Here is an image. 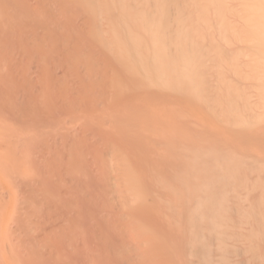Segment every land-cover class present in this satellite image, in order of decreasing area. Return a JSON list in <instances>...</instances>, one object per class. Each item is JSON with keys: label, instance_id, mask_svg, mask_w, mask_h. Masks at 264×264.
<instances>
[{"label": "bare ground", "instance_id": "obj_1", "mask_svg": "<svg viewBox=\"0 0 264 264\" xmlns=\"http://www.w3.org/2000/svg\"><path fill=\"white\" fill-rule=\"evenodd\" d=\"M32 1L30 6L39 10L43 7L42 12L47 14L50 20L45 26L42 24L44 29L38 30L40 45H36L37 51H34L39 55L35 73L38 72L40 79L37 80L40 84L37 83L40 95H37L41 97H39L43 101L41 102L44 104L45 101L49 102L48 108L57 106L55 101L57 97H54L55 100L50 99L53 101L50 102L48 98L51 96L46 94L47 91L50 92L49 79L57 77L59 73L61 74L58 77L59 84L56 85L54 82L56 89L53 90L58 91V97L61 98L58 102L61 103L60 106L72 108L71 106L80 105L81 108L75 106L74 110L84 108L85 111L91 109L90 105L95 98L96 100L101 98L92 103L95 116L93 114L91 116L95 118L97 111L100 117L107 107H111V114L108 112L110 109L104 112L110 114L109 117L107 113L105 114L106 120L104 114H102L103 118L100 117L101 123L104 124L103 119L108 125H104L107 126L104 130L97 131V129L94 132L92 127H87L88 130L91 129L90 131L94 132L92 134L98 135V138L101 135L100 138L104 139L105 145L106 141L108 145L117 142L114 147L121 148V145H118L119 138L129 140L131 137L138 141L137 148L134 143L130 144H134L137 154H141L140 151L144 149L138 157L136 154L130 155L132 152L135 153V150L131 152L125 148L110 149L113 154L109 155L111 163L116 164L115 160L119 162L117 167L115 166V173L120 176L119 180H124L121 181L124 186L121 184L123 187L121 190V185L117 183L118 191L116 185L117 191L123 192L122 200L117 205V208L121 207V212L111 213L112 216L108 221L106 220L105 226L107 229L110 226L112 229L116 228L118 234L120 232L118 237L115 231L112 232L115 238H118V242L121 233L126 232L125 228L130 226L127 232L133 230L135 233L131 237L132 233L126 232V238L129 234L131 240L138 239L135 240L137 243L134 241L135 244L129 245L131 247L129 250L135 251V254L129 256L130 258L122 257L124 253L120 249H118L119 255L115 252L118 256L122 253L121 257L124 258H118L119 263L127 264L128 260L130 262V259L138 256L148 261V264H183L182 255L185 253L188 264H250L253 259L264 264V250L262 251L264 243V158L262 156L264 153L259 152L260 155L256 152L259 151V147L255 149L252 140L255 139L258 144L264 140V0ZM35 28L37 29L38 25ZM51 29L62 31L65 42L62 45L71 44L69 41L72 32L76 34L75 37L78 35V45H81L76 46L72 43L76 50L73 48L69 50L67 47L59 49L62 40L58 44V34L54 39ZM83 41L86 45L90 42V48L95 50V53L80 55L79 47L87 48L84 47ZM54 50L57 51V55L48 54ZM81 50L83 52V49ZM65 52L66 54L77 52L76 56L81 60V63L73 64L77 67L75 72L70 69L76 56H72L70 65L61 64L62 72L65 75H75L74 78L68 79L67 76V79L62 78L64 74L56 73L57 71L54 74L53 69L49 74L53 66L49 68V59L52 58L50 60L53 62L55 58L57 63L58 57ZM9 53L3 54L7 58L5 62L7 77L0 80V87L7 84L11 87L14 84L11 83L14 82L15 77H12L14 72L10 58L8 59L10 55L7 56ZM83 57L84 61L81 59ZM62 84H65L64 87ZM66 84L71 85L68 87ZM94 85L98 89L101 88L99 94L92 92L96 89ZM89 89L92 91L90 92ZM63 93L66 96L64 99H62ZM27 96L29 99V94ZM21 97L19 96L18 99ZM28 99L26 101L29 102ZM143 103L148 108L151 105L175 106L180 110L175 119L180 118L179 123L184 128L180 127L178 134L175 132L174 135L171 132L172 137L169 135V138L158 141L157 149L143 144L148 137V135L145 137L144 132L148 128L150 131L153 127L152 115L150 113L148 115L147 111L144 112L142 109L141 113L140 109L134 108ZM44 104H40L39 107L46 109ZM42 108L39 109L40 112ZM133 108L136 112L131 111ZM50 111L48 109L46 113L50 114L49 117L54 114ZM59 112H56L57 116ZM61 117L62 115L58 118ZM63 119L67 121L62 118V122H65ZM99 120H95V123L100 122ZM54 124L56 127V121ZM44 125L42 124L43 130ZM29 126L27 127L30 128ZM65 127L67 129V126ZM84 128L87 130L86 125ZM32 129H35V126ZM81 133L86 137L88 132L81 131L80 135ZM201 136L206 139L201 140ZM128 140L127 145L130 146ZM141 141L144 147L140 145ZM91 142L94 145L96 141L91 140ZM248 143L254 145V147L250 146L256 150L255 153L250 152ZM114 144L109 146L113 147ZM76 147L74 146V150H78L81 146ZM56 148L54 149L56 152H53L58 154L60 152L64 156L63 161L73 155L72 150L68 152L69 149H73L72 146L60 147L59 151ZM81 148L83 149V146ZM81 148L79 154L75 150L78 157L82 153L85 156L86 153L83 151L88 149ZM108 149L106 152L109 151ZM86 151L87 154L91 153V156L94 154L93 151V153ZM155 152L171 154L166 159L159 155L156 159L151 155ZM52 154L49 155L53 157ZM23 156L25 163L29 164L27 156ZM60 156L58 158L55 155L58 161ZM97 156L95 159L99 157ZM44 157L45 161L40 159L41 163L52 164L55 161H51L54 159L52 157L47 156L49 159ZM175 158H180V161H175ZM68 160V163L60 161L68 165L71 158ZM20 163L19 159L15 162L17 167ZM113 167H111L112 172H114ZM27 173H29L28 169L21 171L24 176ZM146 175L148 177H145ZM18 177V181L23 183L24 178ZM18 177H15L16 181ZM115 180L117 182V177ZM257 191L259 194L254 197L253 193ZM20 201L21 199L17 205L21 203ZM23 203L28 205L25 201ZM183 204L189 205L187 219L182 212ZM18 210L19 212L21 210V214L22 211H26L21 208ZM25 214L26 212L22 215ZM119 226H124V231ZM106 227L103 229L105 230ZM118 227L122 231H118ZM185 232H188L187 237L184 236ZM123 236L125 237V233ZM115 238L116 244L122 245V242L118 243ZM122 238L120 236V240L124 241L125 238ZM126 242L125 240V246L123 245L125 254L129 251L124 249L128 243ZM112 247L110 249H114V244ZM105 248L112 253L113 250ZM148 252L151 254L149 255ZM106 257V255L102 257V260H107Z\"/></svg>", "mask_w": 264, "mask_h": 264}, {"label": "rangeland", "instance_id": "obj_2", "mask_svg": "<svg viewBox=\"0 0 264 264\" xmlns=\"http://www.w3.org/2000/svg\"><path fill=\"white\" fill-rule=\"evenodd\" d=\"M32 2H33L32 0H0V80H4L7 77V67H6L7 64L5 63L7 58L3 56V54L7 52L8 53L11 52V54L9 53L7 54V56L10 55L8 59L10 58L9 59L10 65L14 72L12 77H15L14 82L11 81L12 84L14 83L13 86L8 87V84H7L5 85L7 88L4 85H1L0 87V264H106V263H111V262L114 264H121L119 263V259H124L122 257L130 258L133 254H135V251L129 250L131 249L129 245L131 246V244L135 240L138 241V239H133V240L130 239L131 237H133L135 233L132 229H131L132 232L130 231L127 232V230H130L131 226L128 228H125L127 233L129 234L132 233L131 237H129L130 235L127 234L129 238L128 237L126 238V232L124 231V226L123 227L119 226L125 233V237L123 236L124 233H121L122 235L120 236L123 237L122 239L124 238L125 239L124 241L120 240V236H119V242H118V238H115V237L116 236L118 237L120 232L118 234L116 233L117 231H115L116 228L112 229L110 226L107 229V227L105 226L107 223L106 220L108 221V219L112 216L111 213L114 214L115 212H121L120 211L121 207L119 208L118 206L117 208V205H119L120 201L122 200L121 195L123 194V192L119 193L118 191H119V184L123 185L124 183H121V181L124 182V180H119L120 176L117 173H115V166L117 167V163L119 162L115 160L116 164L111 163V157L109 156L110 154H112L110 149L111 148L114 149L116 147L115 145L117 144V142L116 143L112 142L113 144L114 143L115 144L113 145V147H110L111 146L110 144L112 143H110L109 144L110 146H109L106 141V145H108L106 146L105 142L103 141L104 139L101 137L102 138L101 140L100 138L101 135H99V138H100V141H99V138L97 137L98 135L94 136L92 134L96 132L97 129H98L97 131L106 129L107 126L104 127V125H108V124L105 123L103 119H102V122L104 124H102L100 117L102 118L103 116L106 117L107 116V115L105 116L106 113L108 114L107 117H109L112 109L111 107H107L106 109L108 110L110 109V110L108 111L105 109V111H108L110 114L108 112L104 113L105 112L104 111L102 113L104 115L102 116L101 114L100 117L96 111V117L95 118L92 117L91 115L94 112L92 111L93 106L91 105L94 101H99L101 99L100 97H99L100 99L98 100H96V98L95 100L93 99L94 100L93 102L91 100L92 102V103L90 102L91 109L88 110L86 107L87 110L85 111H84V108H82V110L80 109L74 110L75 106L81 108L80 105L71 106L73 109L70 107L63 108L62 106L59 105L61 103H58V102L59 100H61V98L58 97V93H57L58 91L54 92V90L56 89L55 86L57 85V83L59 84L58 77H60L61 75L58 72L61 73L63 71L62 70L63 66L61 64L64 63L63 64L64 66L71 64L69 63V61L73 60L72 56H76L77 52H75L76 54H73L74 52L72 54L68 53L69 55H71L70 57L68 54H66V52L64 53L66 54V57L62 53L63 55L61 56H64L65 58L59 56L57 63H56L55 58L53 62L50 60L52 58L49 59V62H48L50 63L49 68L51 65H53L51 66L49 70V74L51 73L52 69H53L52 73L54 72L55 74V72L57 71L56 73L58 74H57V77L54 76L52 79H49L50 95H47L49 94L47 91L46 96H51L52 98L46 97L45 99L47 100L48 98L49 100L50 99L55 100L54 97L55 98L57 97L59 99L56 98L55 101L57 103V106L55 107L51 106L50 108H48L50 103L46 101H45L46 104L42 103L43 101L40 99L41 97L38 96L40 95L38 94L40 93L38 92L39 91L38 81H40V79L38 77V72L35 73L37 71L36 66L38 64L39 55L35 53L34 51H37L36 45L38 46L40 45V38H39L40 33L38 32V30L40 31L44 29V26L46 25L45 23H48L50 20H48V15L42 12L43 7L41 8V10L35 9L33 6H30ZM29 21L31 22V24ZM37 25H38V28L36 29L35 27H37ZM51 30H52L54 39H56V35L58 34V38H59L58 44H60L61 40H62L61 45L63 43L65 44V42L63 41L64 39L62 37L63 36L62 31L61 30L55 31L53 29ZM75 35L76 34H74L73 32L70 34L71 42L69 41V43H71L70 44L71 46L67 44L68 42H66L67 45L59 46V49L67 47L69 50L72 48L76 50V48H74L75 46L72 43H74L76 46H80L81 44L78 45V41H77L78 35L76 37ZM84 42L85 41H83L82 43ZM87 44L89 45V47L88 45H86V42H85V45L82 44L84 45V47L87 46V48L85 47V49L81 46L79 47V50H78V47H77V50L80 55L82 53L85 55L86 53L88 55L91 52L95 53V50L90 48V42H88ZM81 49H83V52ZM85 50L87 51L85 52ZM54 51H50L51 53L48 52V54H51L52 56L57 55L56 53L57 51L56 50ZM68 57L70 59H68ZM78 58L79 57L77 56L76 58H74V61L71 64L72 68L70 69V71L72 70L75 72V70L77 69L75 65L79 64L78 62L81 61V60H78ZM81 59L84 61V57ZM14 62H16L15 63L16 65L14 64ZM58 63H59V66H58ZM74 63L75 65H73ZM20 74H21V77L24 76L23 79H20L21 78ZM62 74L64 73L62 72ZM66 76L68 79L76 77L75 75L70 76V75H65V74L61 77L62 78L65 77V79H67ZM54 82L56 85L53 84ZM11 83L9 82V85ZM64 85L62 84L63 87ZM70 85L71 84H69L68 87ZM89 86L91 85L89 84ZM94 87L96 89L94 91L92 90L91 91L99 94L101 88L98 89L96 85H94ZM88 88L91 89V87H88ZM62 89L63 88L61 87L60 90ZM12 91H14V93ZM55 93L57 94V96ZM87 93L89 94V92ZM17 94H19V96H22V97L18 99L19 96ZM28 94H29V99L31 101L28 99V96H27ZM30 95H32V97H30ZM63 95H62V99L66 97L64 93ZM94 96L98 97L102 95H94ZM15 98L16 100L13 101V99ZM27 99L29 100V102L26 101ZM39 99H40V102L42 101L41 103L39 102ZM9 100H11V102H14V103L9 102ZM50 102H53V101L50 100ZM40 104H44L46 109H43L44 107L42 108V106L39 107ZM86 105L88 106V104ZM57 107L59 109H56ZM40 108L43 109L41 110L45 114L44 113L42 114V112H40L39 110ZM47 108L49 109V111L51 110L50 111L51 114L54 113L50 117H49L50 114L49 115L46 114L48 111ZM66 108H69V110ZM134 108L140 109L139 110L140 112L142 110H144V112L147 111L148 115L150 113V115H152L153 117L154 123L151 122L153 127H151L150 131L148 130L150 128H148L144 132L145 137L148 135V137H146L148 140L145 139L146 142L143 143L145 146L149 145V147L153 146L154 149H157L158 141H163L164 139H166V137L169 138V135L172 137V134H174L175 132L176 134L179 133L181 129L180 127H182V129L184 128L179 123L180 118L175 119V116L178 115L180 112V110L176 108L175 106L173 107L172 106H159L158 107L157 105L155 106L151 105L148 108L143 103V104H140L138 107H134ZM133 109L131 111L136 112L135 109L134 111ZM79 110L80 112H78ZM83 111L85 113H83ZM56 112L57 113L59 112V116L62 115V117L58 118L59 116H57L58 114H56ZM74 115L76 116L75 118L73 117ZM93 116H95V114H93ZM107 117L104 118V120H106ZM40 118L42 120H40ZM51 118L54 120H51ZM62 118H65L67 121L63 119L65 122H62L61 121ZM94 119L95 120L100 119L99 120L100 122L97 121L95 123ZM44 120L46 121L43 122ZM55 121H56V127H54ZM68 122L71 124H69ZM173 122H175L176 124H173ZM42 124L46 125V126L44 125V128H45L44 130H43ZM85 125H86L87 130H85L84 128ZM98 125H100L99 127H102V128H99ZM27 126H29L31 129L28 128ZM32 126L33 127L35 126V129H32L33 128ZM63 126L65 129L63 128ZM65 126H67V129ZM87 127L88 128L92 127V130L94 132L90 131L91 129L88 130ZM37 128H40V129H37ZM57 128L61 129V131ZM74 131L77 133H75ZM81 131L82 132L84 131V133L88 132L86 134L87 136L84 137V135L81 133V135L84 137L82 138V136L80 135ZM42 132L43 133L46 132L47 134L46 133L43 134ZM61 132L63 134H61ZM68 133H69V136H68ZM79 136H81V138ZM92 137H94L95 140ZM97 138L98 140H96ZM201 138H200L201 140L206 139V137L204 138L202 136ZM130 139L131 137L129 138V140ZM153 139L157 142H155ZM91 140L93 142L96 141L94 145L92 144ZM127 140L128 138H119L118 145L119 146L121 145V148H125L132 152L133 150H135V146L133 145L135 144L137 148L138 141H135L136 139L133 140L132 138L130 141L128 140L129 145L132 143L134 144L128 146ZM252 140L255 143L254 144L255 147L254 145L250 143H248V147L251 148V146H253L255 149H258L259 147V151H256L252 147L251 149L249 148L250 152L255 153L256 151L260 155L262 152L264 153L263 151L264 150V140L261 141V143L259 142L261 146L257 143L258 141L257 142L255 141V139H252ZM23 141L24 143H22ZM152 142L153 144H156V145H153ZM85 143H87L86 145L87 147L85 146ZM141 144H142V141L140 142V145ZM73 145L77 146L78 148L80 146L81 147L83 146V149L88 148L86 150H88L89 152H92V151L94 152L95 149H97L98 151L96 150V152H94L92 156L94 157V155L97 154L99 157L95 155V157L96 156L98 157L97 159H95V157L93 158L91 156V153L87 154V151L84 150L83 152H85L86 155L84 156L82 153L81 156H83V158H80L81 156L78 157V154L79 152H81V150H79L81 147L78 150L75 149L78 151V154H76L77 152L74 150ZM89 145H92L93 147L92 146L89 147ZM118 145L117 147H119ZM144 145H141V146L144 147ZM65 146L69 148L70 146H72L73 148V149L68 148L69 151L67 149L68 152H71L72 150L71 154L73 153L72 157L69 156L71 160L68 165L66 164L68 163L69 158H65V161H63L64 156H62L60 152L59 154L58 152L57 153L53 152L55 151L54 149L56 147H57L56 148L57 151H59L58 149L61 150L60 147L63 148ZM100 146L101 147L104 146L103 148L105 147L107 148L103 150V148H100ZM130 147L133 149L131 150ZM260 147L262 148V150ZM119 148H115V149H119ZM90 149H92V151ZM106 149L109 150V151L107 150L109 153L106 152ZM142 151L144 152V149ZM142 151H140L141 154L143 153ZM112 152L114 151L112 150ZM51 153H53L52 154L54 155L53 157L49 155ZM105 153L108 155H106ZM74 154H76V156ZM132 154H136V157H138V155H141L139 153L137 154V151L135 153L132 152L130 155L133 156ZM170 154H171L170 152H155V153H152L151 155L154 156L156 159L158 158V155L162 156L163 159H166L168 158ZM23 155L27 156V160L29 164L25 163ZM55 155L56 157L61 155L59 161L62 160L63 162H67V163L64 164L62 161L59 162L58 161L59 157L56 158ZM41 156L43 157L41 158ZM44 156H46V158L47 156L54 158L53 160H51V161L55 160L54 163L52 164L48 162H47L48 164H46L45 162L41 163L43 160L45 161ZM108 156L110 157V161L108 160L109 159ZM73 157L74 158L77 157V159H72ZM262 157L264 158V154ZM92 158L97 164L93 161ZM18 159L21 162L19 167H17L18 165L15 164V162H17ZM40 159L41 160L43 159V160L40 161ZM176 159L177 158H175V161L177 162L180 161V158L177 160ZM39 161L41 164L39 163ZM57 162L59 163L57 164ZM61 162L63 164H61ZM14 167H15V170H14ZM111 167L114 168L113 169L114 172L111 171L112 170ZM24 169L29 170V173H27L25 176L21 174V171H24ZM168 173L169 171H167V174ZM18 176H20V179L24 178L23 183L18 181L19 180ZM15 177H18L17 181ZM115 177H117V182H115L116 181ZM145 177H148V176L146 175ZM116 185H118V188H117L118 191L116 189ZM122 185L120 186L121 190L123 189ZM258 194H259L258 191L254 192L253 196L256 197ZM20 199H21L20 201L21 203H18L17 205V202ZM23 201H25V203H28V205L27 204L24 205ZM20 208L22 210L23 209L26 210V211H22L23 213L26 212L25 215H22L23 213L21 214V210L19 212L18 209ZM188 209H189L188 204L182 205V212L185 213L186 219L188 218V213H189ZM21 221H23V223ZM20 222L22 223V225ZM103 227H106L105 230L103 229ZM119 227H118L119 230L118 229L117 230L122 231ZM110 228L112 230H110ZM109 230L111 233L115 231V235L116 234L117 235L115 236L112 233L109 236L108 235L110 234ZM184 236L187 237L188 232H185ZM114 238L116 239L118 243H120L121 241L122 245L121 243L120 245L116 244ZM112 240L114 241L112 242ZM125 240L128 242V243L126 242L127 245L126 247H124V249L129 250L127 251V254H125L124 252L125 250H123V245L125 246ZM108 243L111 245H109ZM112 244H114L115 251L114 249H112L113 248ZM105 247H107L108 249L112 247L110 249V250H113L112 253L111 251L109 252L106 251ZM118 249L122 250L121 252L124 253L123 256H122V253L120 256H118L120 254L118 253L119 252ZM263 250H264V243L262 246V251ZM107 252H108V255H107ZM115 252L118 255L115 254ZM150 252H148L149 255L151 254ZM103 254L104 256L106 255L108 257V258L106 257L107 260H104V261L102 260V257L104 258V256H102ZM111 254H113L114 256H112ZM109 255L112 256V260H111V256ZM247 256H250V255H247ZM136 257L130 259V262H132L133 264H143V263L148 264L147 263L148 261L144 259L142 260V257L141 258L138 257L137 260H135ZM187 260H188V257H186L184 253L182 255V263L186 264ZM121 262H123V260ZM130 262L128 260L127 264H129ZM250 264H262V262L257 259H253L250 262Z\"/></svg>", "mask_w": 264, "mask_h": 264}]
</instances>
